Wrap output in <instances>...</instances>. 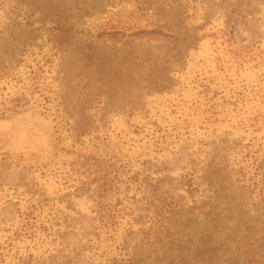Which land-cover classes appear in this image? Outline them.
Returning a JSON list of instances; mask_svg holds the SVG:
<instances>
[{
  "label": "rangeland",
  "instance_id": "rangeland-1",
  "mask_svg": "<svg viewBox=\"0 0 264 264\" xmlns=\"http://www.w3.org/2000/svg\"><path fill=\"white\" fill-rule=\"evenodd\" d=\"M39 1L0 0V264H126L158 181L193 203V161L201 177L225 160L249 186L264 166V0H45L89 9L75 23L90 41L170 46L165 89L142 92L139 109L94 101L79 119ZM166 20L181 42L142 34L175 35ZM100 206L116 214L107 230Z\"/></svg>",
  "mask_w": 264,
  "mask_h": 264
},
{
  "label": "trees",
  "instance_id": "trees-1",
  "mask_svg": "<svg viewBox=\"0 0 264 264\" xmlns=\"http://www.w3.org/2000/svg\"><path fill=\"white\" fill-rule=\"evenodd\" d=\"M38 3L46 11L43 23L49 20L57 32L53 37L57 52L68 62L69 72L63 74V106L78 119L94 101L105 103V108L139 109L142 92L166 88L168 69L163 61L170 54L169 45L145 48L126 42L114 47L90 41L75 23L89 9L78 8L68 15L53 13L45 0ZM143 4L155 5L149 0ZM175 24L168 20L165 24L173 36L162 30L142 34L170 41L174 37L181 42ZM164 48L166 52L162 51ZM227 168L225 160L216 164L211 161L205 176L198 177L202 170L193 161L187 167L190 180L186 191L193 200L190 205L175 194L177 188H172V182L158 181L145 203L150 224L147 230H140L142 238L125 263L264 264V166H258L249 186L232 180ZM99 210V229L107 230L116 214L108 211L111 217L108 216L103 206ZM31 219V215H26V227L31 225Z\"/></svg>",
  "mask_w": 264,
  "mask_h": 264
}]
</instances>
